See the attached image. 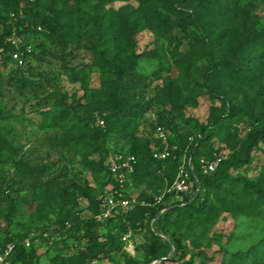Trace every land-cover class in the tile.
<instances>
[{
	"label": "trees",
	"instance_id": "obj_1",
	"mask_svg": "<svg viewBox=\"0 0 264 264\" xmlns=\"http://www.w3.org/2000/svg\"><path fill=\"white\" fill-rule=\"evenodd\" d=\"M111 1L96 0L94 5L103 9ZM136 1L135 7L127 5L113 9L115 16L109 18L112 30L106 39L107 48H93L98 53L96 63L106 67L112 77L101 82L94 100L88 102L83 116L78 118L82 128L66 143L79 152L86 167L102 175V185L108 182L104 164L107 154L111 151L133 154L136 161L127 186L134 192L141 185L158 183L161 189L156 195L172 183L182 158L191 157L199 190L190 195L165 193L162 200L155 203L154 195L143 188L136 194L137 204L130 211L99 222L94 218L99 211V198L91 196L87 189L88 214L81 217L67 214L65 221L68 223H64V230L50 243L54 255L49 264H88L109 249H119L121 235L142 227L149 232L148 242L142 247L147 262H176L183 259L185 241L194 242L214 213L226 212L236 219H264L262 178L247 179L230 173L232 169L249 164L251 150L259 142L264 143V30L249 28V8L240 0ZM87 2L62 0L57 4L55 0H0L2 62H12L8 54L12 47L6 37L13 28L20 36L25 32L43 31L49 40L64 48L75 35L81 4ZM137 17L156 34L175 41L176 46L186 39L187 49L179 52L176 47L173 53L178 54L175 61L185 65V69L189 70L195 61L201 59L207 62L202 81L196 86L199 93H204L210 100L208 123L196 121V132L181 134L177 140L172 138L175 129L167 114L175 111L184 115L186 100L180 88L172 82L166 83L153 97H147L140 74L136 72L138 55L132 48V35L139 23ZM175 29L182 31L181 38L174 33ZM33 55L28 54L25 64L16 67V71L24 75ZM31 83L22 76L21 86ZM57 98L61 105L64 104L63 95L58 94ZM167 105L170 110L166 109ZM158 107L161 110L156 111ZM146 115L152 116L149 122L151 135L141 138L135 132L139 120ZM241 116L249 119L250 128L245 138L225 155L215 171L202 174L198 167L199 158H211L214 150L222 153V148L214 147L213 137L219 136L222 141L236 138L230 127ZM65 118L66 115L59 112L52 119L57 123ZM192 120L186 118L187 123ZM158 125L165 127L171 145L175 146L171 156L164 160L152 156L153 149L158 146L154 136ZM223 131L225 135L222 137ZM190 137L193 139L189 140ZM93 155L97 158H90ZM9 189L12 184L0 181V195L6 201L4 237L0 247L14 242L10 264H37L31 244L25 246V238L10 235L16 196L8 195L6 191ZM61 193L66 194L65 191ZM141 201L149 204H141ZM170 227L173 229L171 234L168 232ZM98 228L104 232L99 233ZM70 240L78 247L75 252H70ZM226 254L229 256L224 255L223 264H264V236L246 248ZM183 264L191 263L186 261Z\"/></svg>",
	"mask_w": 264,
	"mask_h": 264
},
{
	"label": "rangeland",
	"instance_id": "obj_2",
	"mask_svg": "<svg viewBox=\"0 0 264 264\" xmlns=\"http://www.w3.org/2000/svg\"><path fill=\"white\" fill-rule=\"evenodd\" d=\"M55 1L60 4L62 0ZM240 2L249 8V28L264 30V0ZM95 3L96 0H88L81 4L75 35L64 48L49 40L43 31L25 32L20 36L34 54L24 75L16 71L12 62L3 63L0 53V181L12 184V189L6 192L16 196L10 235L29 240L36 252L37 264H49L54 255L50 243L64 230L67 214L73 217L88 214L89 199L85 191L89 189L91 196L100 198L106 185H102V175L86 167L79 152L66 141L82 128L78 118L83 116L88 102L94 100L101 82L112 77L106 67L96 63L98 53L93 48H107L106 39L112 30L109 18L115 16L113 9L127 5L135 7L137 1L113 0L103 9L96 8ZM137 18L139 23L132 35V48L138 55L136 72L140 74L147 97H153L166 83L172 82L186 100L184 115L175 111L167 114L175 129L172 138L177 140L181 134L196 132V121L208 123L210 100L204 93L200 94L196 86L202 81L207 62L201 59L189 70L185 69V65L175 61L178 54L173 53L176 47L179 52L187 49L186 39L176 46L175 41L156 34ZM174 33L179 38L183 36L180 29H175ZM22 76L32 83L21 86ZM58 94L63 95L66 105H61ZM166 109L170 110L168 105ZM59 112L66 115L65 120L53 123L52 118ZM186 118L193 120L187 123ZM150 120L152 116L149 115L139 120L137 136L151 135ZM248 124L246 116L234 120L230 129L236 133V138L222 141L215 136L212 139L214 147L222 148L224 155L229 154L245 138L250 128ZM224 135L223 131L220 136ZM90 158L96 159L97 155ZM230 173L247 179L262 178L264 184V143L259 142L251 150L249 164L232 169ZM143 188L154 196L161 189L154 183L141 185L132 193L136 195ZM61 191L66 194L60 195ZM5 206L6 201L0 195V241L4 237ZM98 232L104 230L98 228ZM168 232H173L172 227ZM262 236L264 219H236L226 212H218L207 220L194 242L185 241V254L180 261L147 262L142 247L148 242L149 232L142 227L121 235L119 249H109L88 264H183L186 261L223 264L224 255L229 256L226 252L246 248ZM69 242L70 252H75L78 247L71 240Z\"/></svg>",
	"mask_w": 264,
	"mask_h": 264
},
{
	"label": "built area",
	"instance_id": "obj_3",
	"mask_svg": "<svg viewBox=\"0 0 264 264\" xmlns=\"http://www.w3.org/2000/svg\"><path fill=\"white\" fill-rule=\"evenodd\" d=\"M38 30H41V27H38ZM6 41L12 47L8 51L12 63L17 68L22 67L25 64L28 54L31 53L30 46L22 41L15 28L6 37ZM154 136L158 140V146L153 149V158L164 160L171 156V152L175 146L171 145L165 127L161 125L156 126ZM192 139L193 137L189 138V140ZM224 158L225 155L223 153H218L215 150L212 152L211 158L200 157L198 160L199 171L205 175L212 173ZM135 161V156L130 153L111 151L107 154L104 164L107 170L108 182L99 198V211L94 215L97 221L103 222L116 214H125L137 204L136 195L127 186L129 175L134 170ZM197 182L191 157L184 156L177 168L174 180L160 195L154 196V202H160L165 193L196 194L199 190ZM140 203L149 204L145 201H141ZM126 236H129V233ZM23 242L25 246L30 245L28 239H24ZM14 246V242H7L0 247V264H10V257Z\"/></svg>",
	"mask_w": 264,
	"mask_h": 264
}]
</instances>
